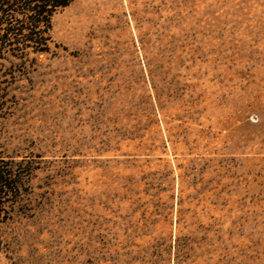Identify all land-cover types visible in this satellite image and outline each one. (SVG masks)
I'll list each match as a JSON object with an SVG mask.
<instances>
[{"label": "rangeland", "instance_id": "374dc122", "mask_svg": "<svg viewBox=\"0 0 264 264\" xmlns=\"http://www.w3.org/2000/svg\"><path fill=\"white\" fill-rule=\"evenodd\" d=\"M0 54V264H264V0H70Z\"/></svg>", "mask_w": 264, "mask_h": 264}, {"label": "trees", "instance_id": "16d2710c", "mask_svg": "<svg viewBox=\"0 0 264 264\" xmlns=\"http://www.w3.org/2000/svg\"><path fill=\"white\" fill-rule=\"evenodd\" d=\"M69 3L70 0H0V54L46 52L51 18ZM14 178L0 168V200L15 188Z\"/></svg>", "mask_w": 264, "mask_h": 264}]
</instances>
